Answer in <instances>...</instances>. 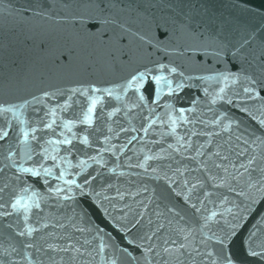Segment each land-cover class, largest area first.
I'll use <instances>...</instances> for the list:
<instances>
[{"label":"water","instance_id":"1","mask_svg":"<svg viewBox=\"0 0 264 264\" xmlns=\"http://www.w3.org/2000/svg\"><path fill=\"white\" fill-rule=\"evenodd\" d=\"M96 5L104 8L109 18L115 20V24L105 26L109 35L113 30L119 32V25L123 24L131 30L125 39L131 40L133 46L139 43L132 36L137 31L156 37L169 50L182 46L188 38L176 30V25L181 23L189 24L196 32L211 35L219 32L230 38H235L242 30L264 35V0H0V103L29 101L24 108H18L15 115L8 114L12 124L9 129L11 142L15 143L21 127L28 129L32 126L31 123L21 126L20 120H34L36 115L43 116V111L37 114L35 109L47 111L55 104L62 103L60 96L55 100L42 98L33 102L31 97H40L41 89L51 88L66 93L71 87L89 82H96L98 87H109L119 83L124 76V71L111 70L102 55L100 33L105 28L96 18ZM80 14H84L82 21ZM74 15L77 16L75 20ZM145 17H150L154 23L149 26L144 22ZM93 24L96 27H91ZM157 24L160 25L159 29ZM160 32H166V35L162 36ZM69 48L74 53L71 68L63 66ZM148 50L153 52L151 59L155 61H174L183 68L197 69L195 73L189 71L186 74L207 77L209 73L203 69L222 70V66L210 57L203 64H192L186 56L176 52L168 54L164 50ZM57 56H61L60 66L54 62ZM163 75L165 79L171 78L167 73ZM186 85L172 97L167 95L166 88L157 97L154 82L146 80L145 87L141 89L144 102L138 101L131 91L124 94L115 89L111 97L98 93L100 101L93 113V123L75 124L69 131L64 128V121L77 116L83 119L80 111L83 98L74 96L69 111L57 109L59 118L56 125L59 127L55 128V134L53 130H41L37 133L38 137H42L39 145L27 142L37 155L31 159L16 158L22 167H34L39 161V176L16 173L10 167H3L6 163L3 160L4 144L0 142V188L9 183V187L0 192V203L9 200L13 192H18L30 205L27 213L19 208L9 217L0 216V262L61 264L63 256L64 264H68L70 253L54 252L46 246H66L68 237L81 247L82 255L77 256V264H104L107 257L114 256L113 245L116 249L127 248L132 257L139 259L143 252V247H138L139 237L151 234V230L161 222L165 228L153 237V243L162 244L168 237L181 240L175 232L189 227L193 232L188 243L196 248L203 239L197 221L201 214L206 213L202 208L201 214H196L184 203L187 188L183 182L187 180L191 185L199 180L203 183L197 184L196 189L188 193L192 197L191 202L199 197L204 200L203 207L220 212L231 209L235 213L233 204L248 208L246 213H242L244 219L237 228L230 250L237 264H257L254 258L248 256L245 241L251 233H255L256 243L264 240V222L261 219L264 217V196L249 189L247 184L250 182L249 175L251 182L256 183L260 169H264V144L259 139L252 144L250 139L264 138V127H261L258 119L254 120L247 112H242L241 108L247 107L252 115L259 117V104L242 97L237 99L235 93L240 88L232 85L225 88L223 100L217 98L213 102V97L221 95L218 92L221 85L215 78L193 80L186 82ZM194 99L197 100L196 105L191 103ZM229 99L231 103H228ZM153 100L157 103L153 104ZM181 107L191 109L183 113L185 119H180L181 114L173 110ZM109 112L112 113L111 117L108 116ZM168 113L176 118L175 126L170 123ZM3 123L0 119V125ZM145 126L146 131L143 130ZM61 131L72 141V146L47 142L62 140ZM101 135L108 137L107 142ZM84 136L88 137L87 143L82 142ZM237 136L241 137L239 141ZM246 139L251 145L248 155L257 158L255 164L248 174L240 169L242 175L228 181L227 177L235 176L232 165L238 166L248 158L239 156L247 147L243 143ZM15 146L20 152L21 146ZM121 148L123 151H120ZM42 149L47 152V158ZM217 151L228 159L222 162L214 155ZM214 162H222L228 172L216 169ZM140 164L143 167L138 166ZM45 168L51 170L47 175ZM61 171L65 173L62 178ZM215 174L226 177L223 186H212L208 175ZM15 175L21 176L19 185ZM68 181H75V184L70 185ZM20 187H27V192H19ZM56 188L61 189L59 194L49 191ZM172 188L181 194L177 196ZM240 191L250 193L255 203L249 205L248 201L237 195ZM204 192L210 195L204 197ZM65 195L71 199H63ZM36 203L40 204L39 208ZM144 205L148 207L144 208ZM172 206L185 220L167 212V208ZM197 206L200 207L199 204ZM6 210L12 211L11 208ZM157 213L163 215L158 217ZM149 221L152 223L149 224ZM25 224L36 231L31 236L21 237L18 232H27ZM78 228L85 231H77ZM204 234L207 235V229ZM99 236H103L105 244L109 245L105 253L98 252ZM28 243L35 246L25 248L23 245ZM117 255L120 264H136L135 261L130 262L127 255ZM193 258L197 264H201L202 257H193L187 251L184 256L175 259L158 255L153 256L152 260L153 264H165V261L176 264L177 259L180 264H191ZM140 264H143V260H140Z\"/></svg>","mask_w":264,"mask_h":264},{"label":"snow or ice","instance_id":"2","mask_svg":"<svg viewBox=\"0 0 264 264\" xmlns=\"http://www.w3.org/2000/svg\"><path fill=\"white\" fill-rule=\"evenodd\" d=\"M94 8L96 10V18L99 20L101 27L105 28V30L100 33L103 41L101 48L102 55L106 58L108 66L111 70L119 69L124 71V76L121 77L119 83L110 85L109 87H98L96 82H89L86 84L80 83L75 87H71L67 89L66 93L64 91L51 88L48 90L41 89L40 97H31L33 102H37L42 98L55 100L57 96H60L63 98L62 103L55 104L47 111H44L43 109H35L34 111L37 114L43 111V116L36 115L34 120H20L21 126L26 123H31L32 126L28 129L21 127L20 132L15 139V143L9 140V129L12 127V124L8 114L12 113L15 115L17 109L24 108L28 105L29 101L24 100L22 103L18 104H11L7 102L0 103V119L4 121L3 125H0V142H3L4 144L3 160L6 162L3 167H10V169H14L16 173H31L33 176H39L40 172L37 171L39 161L36 162V166L34 167H22L20 163H17L16 158L19 156L21 160H23L24 157L31 159L33 156L37 155L34 148L29 146L27 142L32 141L39 145L42 140V137H38L37 135L39 131L53 130V134H55V128L59 127L56 125V119L59 118L57 109L62 112L69 111L72 107V103H70V101H72L74 96H79L83 98V105H86V107L82 105L80 108L83 119L81 120L79 116L75 119H68L64 121V128L71 131V127L75 124L83 123L91 125L93 123V113L100 101V95L106 94L108 97H111L113 95V91L115 89H119L124 94H128L131 91L133 95L136 96L138 101L144 102L145 97L141 93V89L145 87L146 80H149L150 83L154 82L156 86L154 92L157 97L161 96L165 88L167 90V95L172 97L187 86L186 82L193 80L204 81L205 79L215 78L221 85L218 89V92L221 95L213 97V102H215L217 98L221 100L224 99L223 94L225 93V88L228 85L238 86L240 91L235 93L236 98L239 99L242 97L244 100L258 103L260 116L257 117L256 115H252V112L247 107L241 108V111L247 112L254 120L258 119L261 127H264V35L258 36L256 31L242 30L235 38H230L228 36L221 35L219 32L215 35L205 34L204 32H196L192 30L189 24L181 23L176 25V30L184 33L188 38L182 46L174 47L169 50L167 46H163L162 42L157 40L156 37L140 31L132 33V36L139 41L137 45L133 46L131 40L125 39L126 35L131 32L129 28H126L123 24H121L119 25V32L113 30L112 34L109 35L105 26L115 24V20L110 19L109 14L105 12L104 8L99 7V5L94 6ZM73 19H77V16L74 15ZM79 19L82 21L84 19V14H80ZM144 22L149 24V26L154 23L150 17H145ZM91 27H96V25L93 24ZM156 27L159 29L160 25L157 24ZM165 27H167V25H165ZM160 35H166V32H160ZM149 48H153L158 51L164 50L167 51L168 54L176 52L180 56H186L192 64H203L210 57L217 65L222 66V70H217L215 68L203 69V71L209 73L207 77L203 75L186 74V72L189 71L191 73H195L197 69L195 67L191 69L183 68L182 65H177L174 61H169L168 63L155 61L151 59L153 52L149 51ZM67 53V57L63 60V66L71 68L74 53L71 48L67 49ZM193 53H195V56H193ZM61 56H63V53H61ZM61 56L55 57L54 60V62L58 63V66H60L59 62ZM201 57L204 59H201ZM163 73H167V75L171 78L165 79ZM204 91L207 93V88H205ZM98 93L100 95H97ZM65 95L66 98H64ZM152 102L153 104L157 103L156 100H153ZM231 102V99H229L228 103ZM191 103L192 105H196L197 100L194 99ZM132 106L136 107L138 105ZM173 110L178 111L179 114H181L180 119H185L183 113L191 111V109H185L182 107L178 110ZM115 111H119V109H115ZM149 111L151 112V109H149ZM111 115L112 113L109 112L108 116L111 117ZM168 117L172 126H175L176 118H174L171 113H168ZM218 119L219 117H217V120ZM237 127H239V124H237ZM143 130L146 131L147 127L145 126ZM109 131H111V129H109ZM121 131H124V129H121ZM30 132L31 135L29 134ZM60 135L64 137L62 140H50L47 142L72 146V141L67 136H64L63 131L60 132ZM101 138L104 139L105 142L108 140V137L102 135ZM236 139L239 141L241 137L237 136ZM250 139L252 144H255L257 139L260 140L261 144H264V138ZM82 142L87 143L88 137H82ZM243 143L247 147L239 153V156H247L248 158L244 163H241L238 166L232 165L235 170V176L227 177L228 181L235 180L237 176H241L242 173L240 169L243 170L244 174H248L249 169L253 168L257 159L254 155H248L249 148L251 147L249 140L246 139ZM15 145L21 146L20 152H17ZM68 150L70 151L71 147ZM42 151L44 150L42 149ZM120 151H123V148H121ZM214 155L222 162L228 159L226 155L221 156L218 151L214 153ZM44 156L47 158L46 151H44ZM262 158H264V153H262ZM53 159H55V157H53ZM89 159H95V157H89ZM99 162L100 161H97V163ZM222 162H214V167L216 169H222L224 173H227L228 168L225 167ZM245 164L247 167H245ZM138 166L143 167V164ZM204 167L207 166L204 165ZM50 171V169H44V173L46 175L49 174ZM153 171L155 170L153 169ZM64 174L65 173L61 171L60 177L62 178ZM208 180L213 182L212 186L214 188L221 187L226 183V177L220 176L219 174L208 175ZM15 181L17 185H19L21 176L15 175ZM249 181L250 182L247 184V187L259 192L261 196H264V191H262V189H264V169H260V177L256 183L251 182V175H249ZM67 183L72 185L75 184V181H68ZM172 183H175V181H172ZM183 183L187 188V191L184 192V203L188 205V207L196 214H201L202 208L203 212L206 213V215L201 214L199 216V221H202V223L197 221L199 224L198 230L200 231L203 239L199 241L196 248H192L188 243V238L193 232V229L189 227L181 228L175 232V235L178 238H181V240L168 237L163 240L162 244L153 243V237L165 228L164 223L161 222L156 228L151 230V234L146 233L144 236L139 237L140 246L138 247H143L141 258L138 259L136 257H132L127 248L116 249L113 245L114 256L107 257L104 264H120L119 255H117V253L127 255L130 262L135 261L136 264H140V260H143V264H153V256L167 255L175 259L176 257L184 256L185 251L193 254V257H202L201 264H237V261L230 250V246L233 238L237 234L238 226L244 219L242 213H246L248 208H242L239 205L233 204L232 208L236 209L235 213H233L231 209H225L223 212L209 210L203 207V199L197 197L194 202H191L192 197L188 195L189 192L196 189L197 184H202L203 182L197 180L196 184L190 185L187 180H184ZM257 185H259V187H257ZM8 187L9 183H5L3 188H0V192H4V190ZM27 190V187L19 188V192H27ZM229 190L231 191L232 189ZM49 191H55L59 194L61 189H49ZM68 191H71V187L68 188ZM145 191H147V189H145ZM172 192H174L177 196L181 194L176 192L175 188H172ZM203 195L204 197H208L210 193L204 192ZM237 195L248 201L249 205L255 203V199L250 193L240 191ZM63 199L68 200L71 199V197L65 195ZM220 203H224V201H221ZM198 204L200 207L197 206ZM36 207L39 208L40 204L36 203ZM147 207L148 205H144V208ZM8 208H11L12 211L6 210ZM19 208H22L24 212L27 213L30 209V205L24 200L23 196L19 195L18 192H13V194L9 197V200L4 203H0V209H3V211H0V216L9 217ZM167 212L178 216L180 220H185V217L180 215V212L177 211L175 206L168 207ZM141 215H143V213H141ZM161 215L163 214L157 213L158 217ZM261 219L262 222H264V217ZM151 223L152 222L149 221V224ZM168 223L171 224V221L169 220ZM9 227H11V225H9ZM25 228L27 229V232L21 230L18 232L19 236H31L36 231V229L27 224H25ZM205 229H207V235L204 234ZM125 230L127 231V229ZM77 231L83 232L85 229L78 228ZM99 231V229L96 230L97 233H99ZM98 238V252L105 253L109 245L105 244L103 236H99ZM255 239V233H251L247 241H245V250L248 256L257 261V264H264V240L260 243H256ZM23 246L25 248H31L35 245L28 243ZM46 246L54 252L65 254L70 253L71 255H69L68 264H77V256L82 255L81 247L75 244L71 237L67 238L66 246H58L54 244H47ZM36 250L38 252L40 251L39 248ZM12 251L14 252L15 249ZM0 264H3V262H0ZM29 264H32V262L29 261ZM61 264H64L63 256H61ZM165 264H168V262L165 261ZM176 264H180L178 259L176 260ZM191 264H197L195 258L192 259Z\"/></svg>","mask_w":264,"mask_h":264}]
</instances>
